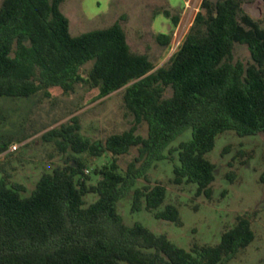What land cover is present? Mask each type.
<instances>
[{
  "label": "trees",
  "instance_id": "obj_1",
  "mask_svg": "<svg viewBox=\"0 0 264 264\" xmlns=\"http://www.w3.org/2000/svg\"><path fill=\"white\" fill-rule=\"evenodd\" d=\"M63 1H1L0 97L49 95L51 87L67 93L82 82L97 88L99 98L133 81L122 89L132 123L103 141L83 137L77 116L45 131L41 137L67 157L43 172L29 195L1 171L0 264H227L255 238L247 217L238 216L219 242H194L185 249L140 222L125 224L117 203L174 152L173 181L192 183L195 195L211 197L215 164L207 154L216 137L227 130L238 136L264 132V26L242 10L241 0H202L204 11L196 12L176 51L154 68L146 54L131 51L119 21L71 35ZM177 22L172 16L173 26ZM157 39L168 45L171 36L159 33ZM235 43L247 47L251 61L234 60ZM142 122L146 136L137 132ZM187 129L190 137L170 147ZM133 146L137 155L121 171L118 156ZM82 153L111 155L93 168L94 183L76 156ZM259 179L264 183V172ZM88 194L96 197L86 203ZM165 198L160 183L135 187L131 211L144 208L181 225L177 206Z\"/></svg>",
  "mask_w": 264,
  "mask_h": 264
},
{
  "label": "rangeland",
  "instance_id": "obj_2",
  "mask_svg": "<svg viewBox=\"0 0 264 264\" xmlns=\"http://www.w3.org/2000/svg\"><path fill=\"white\" fill-rule=\"evenodd\" d=\"M0 0V4H1ZM202 0H64L61 12L69 21L71 35L108 27L119 21L126 34L131 51L146 54L154 68L165 65L176 51L191 26ZM215 1V0H211ZM241 8L264 26V0H241ZM172 16L178 17L175 26ZM159 33L171 36L168 45L157 39ZM178 45L173 48L176 42ZM234 60L251 61L247 47L235 43ZM92 65L88 61L81 68L87 76ZM49 95L38 91L29 97H0V177L7 174L8 182L22 184V195H29L43 172L63 165L67 153L58 150L53 142L45 141L42 134L54 127L67 123L77 116L80 134L91 141H103L109 134L122 132L132 123L122 99V89L97 98L98 89L87 83L78 82L70 92L59 87L48 89ZM171 90L165 92L169 96ZM137 132L147 134L142 122ZM190 129L181 133L170 145L176 147L190 137ZM137 155V147L127 154L118 156L121 171ZM85 164L84 172L90 175L91 183L98 176L92 174L96 166L111 159L109 153L91 156L78 154ZM215 164V178L211 184L210 198L195 195L192 183H175L172 168L176 163V152L157 161L146 174L139 178L132 190L120 198L118 211L127 225L140 222L152 232L165 234L173 243L189 249L194 242L215 244L221 233L232 227L238 216L249 219L255 233L254 240L241 249L227 264H257L264 262V183L259 177L264 172V132L238 136L227 130L216 137L213 149L207 154ZM87 169V171H86ZM2 171V172H1ZM227 173L232 174L230 180ZM160 183L166 188L165 203H173L179 210L182 224L155 218L152 212L141 209L131 211L132 191L145 184ZM94 194L85 196L86 203L95 199ZM119 264H127L120 261Z\"/></svg>",
  "mask_w": 264,
  "mask_h": 264
},
{
  "label": "water",
  "instance_id": "obj_3",
  "mask_svg": "<svg viewBox=\"0 0 264 264\" xmlns=\"http://www.w3.org/2000/svg\"><path fill=\"white\" fill-rule=\"evenodd\" d=\"M133 81H131V82H129V83H127L126 85H124V86H122V87H120L119 89H123L124 87H126L127 85H129L130 83H132ZM118 90V89H117ZM116 91V90H115ZM110 94V93H109Z\"/></svg>",
  "mask_w": 264,
  "mask_h": 264
},
{
  "label": "built area",
  "instance_id": "obj_4",
  "mask_svg": "<svg viewBox=\"0 0 264 264\" xmlns=\"http://www.w3.org/2000/svg\"><path fill=\"white\" fill-rule=\"evenodd\" d=\"M178 43H179V41L176 42V44L173 46V48L176 47L178 45ZM86 171H87V169H86Z\"/></svg>",
  "mask_w": 264,
  "mask_h": 264
}]
</instances>
